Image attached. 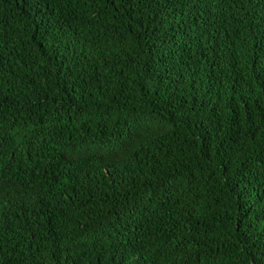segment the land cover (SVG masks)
Segmentation results:
<instances>
[{
  "label": "trees",
  "instance_id": "1",
  "mask_svg": "<svg viewBox=\"0 0 264 264\" xmlns=\"http://www.w3.org/2000/svg\"><path fill=\"white\" fill-rule=\"evenodd\" d=\"M0 264H264V0H0Z\"/></svg>",
  "mask_w": 264,
  "mask_h": 264
}]
</instances>
